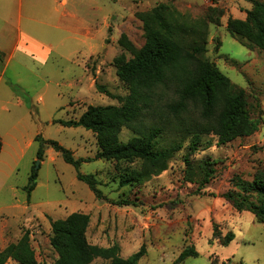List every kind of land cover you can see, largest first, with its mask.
<instances>
[{
	"label": "rangeland",
	"instance_id": "374dc122",
	"mask_svg": "<svg viewBox=\"0 0 264 264\" xmlns=\"http://www.w3.org/2000/svg\"><path fill=\"white\" fill-rule=\"evenodd\" d=\"M23 0L5 3L0 0V18L14 23L22 17V29L60 44L55 36L62 33L41 23L28 24V19L41 21L56 19L51 7ZM60 12L77 14L84 21L81 28L90 29L89 36L81 32L69 49L75 51L76 66L58 60L55 52L43 50L50 56L42 62L39 76L19 66H9L0 86L5 93L27 92V106H10L20 121L19 138L33 144L26 148L24 157L15 169H4L0 193V250L16 243L28 231L30 244L39 264H54L58 255L52 248L51 221L64 219L72 213L90 217L87 240L91 245L110 248L117 246L119 256L128 259L140 250L145 254L139 264H264V225L247 211L237 210L223 195L230 190V180L238 175L252 181L264 173V51L248 48L244 41L232 37L226 30L229 18H246L251 0H75ZM158 4H167L186 16L194 25L200 19L207 21L210 9L223 14L218 24L208 22L205 58L229 79L234 89L244 92L246 110L260 123L251 136L219 144L218 137L201 136V144L191 151L192 135L176 130V121L166 105L176 99L173 89L160 90L161 97L154 106L155 114L147 115L141 125L157 124L165 128L158 139V149L180 145L165 171L151 175L142 183L119 186V175L133 169L140 170L142 163L84 162L80 172L94 175L104 199H97L89 186L77 179L74 166L66 163L60 153L44 144V160L37 159L41 142L53 140L71 150L75 158H91L97 153V140L93 132L83 127H66L57 121L78 119L88 106H120L117 98L107 96L97 85L104 86L115 97H126L127 86L117 76L116 59L131 60L145 44L143 22L139 15ZM29 30V31H27ZM122 37L131 44H120ZM41 46L39 45V48ZM40 50V49H39ZM39 52V51H38ZM78 52H80L78 54ZM86 54L83 56L82 54ZM89 53V58L87 57ZM52 54V55H51ZM83 72V73H82ZM74 80V89L69 85ZM63 84V85H62ZM21 96H24L21 94ZM190 116L197 118L198 111L191 109ZM134 136L124 128L120 140L127 142ZM188 159L190 165L186 163ZM215 163L216 174L205 187H199L203 174V161ZM38 170L37 187L30 199L24 190L32 169ZM131 201L134 205L120 206L117 201ZM2 221V223H1ZM233 236L228 245L225 239ZM185 251H195L180 261ZM98 258L91 264H109ZM7 264H18L9 260Z\"/></svg>",
	"mask_w": 264,
	"mask_h": 264
},
{
	"label": "trees",
	"instance_id": "16d2710c",
	"mask_svg": "<svg viewBox=\"0 0 264 264\" xmlns=\"http://www.w3.org/2000/svg\"><path fill=\"white\" fill-rule=\"evenodd\" d=\"M252 7L246 18H229L226 25L228 33L238 38L248 48L264 51V0H251ZM217 9H210L207 21L200 19L192 25L186 16L173 10L170 5L158 4L139 15L143 22L145 44L127 61L119 58L117 76L127 86L129 94L115 97L104 86L97 88L107 96L117 98L120 106H88L78 119L57 121L66 127H83L93 132L97 140V153L91 158H75L71 150L58 142L40 141L37 159L44 160V144L52 146L64 161L77 171V179L86 183L97 199H104L98 188L99 181L94 175L80 172L84 162L105 160L107 162L142 163L140 170L125 171L119 175V186L130 187L142 183L151 175L166 170L167 163L174 153L180 150L176 144L159 150L158 139L165 128L157 124L146 127L141 120L155 114V105L161 97L160 90L173 89L176 99L166 105L168 114L176 121V130L183 135H192L190 148L195 152L201 144V136L213 134L219 144L230 143L237 138L248 137L259 130L260 123L253 120L246 110L244 92H237L230 79L214 63L205 58L208 22L218 24L220 15ZM120 44L130 48L131 44L122 37ZM2 55L0 53V63ZM191 109L198 111L197 118L190 116ZM124 128L131 129L134 136L127 142L120 140ZM2 140L0 137V153ZM186 163L190 165L186 158ZM215 163L203 161V179L200 189L205 187L216 174ZM38 170L32 169L24 190L30 199L37 187ZM223 197L239 211L252 213L257 222L264 225V173L260 172L252 181L235 175L230 180V190ZM118 205H134L133 202L117 201ZM90 217L83 213H72L64 219L51 221L52 237L50 244L58 258L54 264H91L101 258L109 264H139L144 249L128 259L119 256L117 246L102 248L91 245L87 240ZM233 236L225 239L228 245ZM197 256L195 251H185L180 261ZM13 260L18 264H39L26 231L16 242L0 250V264Z\"/></svg>",
	"mask_w": 264,
	"mask_h": 264
},
{
	"label": "crops",
	"instance_id": "0c3cea01",
	"mask_svg": "<svg viewBox=\"0 0 264 264\" xmlns=\"http://www.w3.org/2000/svg\"><path fill=\"white\" fill-rule=\"evenodd\" d=\"M17 1L22 9L23 0ZM35 1V3L40 5L42 4L43 7H51L56 15H58L56 19L51 20L46 19L37 21L29 18L27 21L28 24L32 27L33 24L41 23L43 25L53 27L58 31H62V33L55 36V38L60 41V44L54 46L51 42L47 45V42H43V39L40 37L35 35L32 36L29 32L24 33V29H22L21 16L14 24L9 19L0 18V53L2 55V62L0 63V86L6 77L9 66L12 64L19 66L24 71L29 70L36 77L39 76L45 55H47V57L50 56V53L42 55L43 50L45 49H47V52H55V57L58 60L71 63L72 68L75 69V51L73 47H70L69 49L68 43H73L76 38L79 39L78 36L81 32L85 31V35L89 36L90 29L79 27L82 24L84 25V21L77 14L60 12L61 8L68 7V5L76 3L75 0ZM9 2H11V0H5V3ZM39 45L41 46L40 48ZM79 53L80 52H78V54ZM82 55L85 56L86 54L84 53ZM87 57L89 58V53H87ZM74 86L75 83L74 80H72L69 88L74 89ZM5 92H7L5 89L0 91V137L2 140V151L0 153V193L2 192V183L5 182L2 179L3 173L5 172L4 169L6 168L7 170H12L13 168L14 170L15 167H18L20 160L25 155L26 148L34 142V140L31 139L28 143H26L19 138L20 121L15 119V116L10 109L11 105L17 108H25V106H27V92L20 90L21 94L24 96L14 92L10 95ZM3 209L4 207L0 208V214H2ZM3 226H5V224H0V234L4 233Z\"/></svg>",
	"mask_w": 264,
	"mask_h": 264
}]
</instances>
